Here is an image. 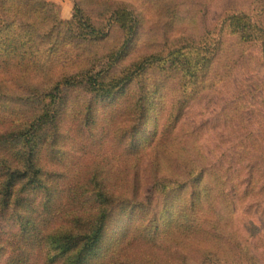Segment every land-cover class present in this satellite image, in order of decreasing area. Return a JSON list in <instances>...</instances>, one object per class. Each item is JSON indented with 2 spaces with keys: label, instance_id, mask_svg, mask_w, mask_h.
<instances>
[{
  "label": "trees",
  "instance_id": "16d2710c",
  "mask_svg": "<svg viewBox=\"0 0 264 264\" xmlns=\"http://www.w3.org/2000/svg\"><path fill=\"white\" fill-rule=\"evenodd\" d=\"M72 1L63 21L0 0V264H262L180 124L248 47L264 64V0H226L210 27L224 0ZM87 142L107 150L89 169Z\"/></svg>",
  "mask_w": 264,
  "mask_h": 264
},
{
  "label": "rangeland",
  "instance_id": "374dc122",
  "mask_svg": "<svg viewBox=\"0 0 264 264\" xmlns=\"http://www.w3.org/2000/svg\"><path fill=\"white\" fill-rule=\"evenodd\" d=\"M46 1L52 4L61 20L71 19L74 11L72 0ZM226 3L224 0V3L213 5L205 20L206 27L211 26ZM145 16L149 18V14ZM200 100L188 106L180 124V135L184 136L189 129L200 130L204 149L212 155L213 162L221 171L226 170L229 178L235 207L232 226L248 241L264 264V219H260V208L264 207V64L258 47H248L233 68L229 80L202 95ZM79 147L77 145L76 148ZM83 151V158L88 160L85 164L87 169L94 157L107 153L105 148L89 142L85 143ZM148 161L145 158L141 165L143 182L139 181V187L142 193L146 191L144 177ZM250 180L252 187L248 186ZM253 185H256L255 192H261L262 197L250 195L253 198H245L244 190H253ZM259 200L261 204L257 207Z\"/></svg>",
  "mask_w": 264,
  "mask_h": 264
}]
</instances>
